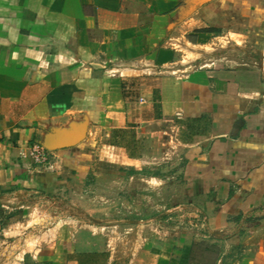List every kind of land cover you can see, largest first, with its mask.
<instances>
[{"label":"crops","instance_id":"0c3cea01","mask_svg":"<svg viewBox=\"0 0 264 264\" xmlns=\"http://www.w3.org/2000/svg\"><path fill=\"white\" fill-rule=\"evenodd\" d=\"M263 29L264 0H0V264H264V62L180 55ZM123 213L177 231L117 254Z\"/></svg>","mask_w":264,"mask_h":264},{"label":"rangeland","instance_id":"374dc122","mask_svg":"<svg viewBox=\"0 0 264 264\" xmlns=\"http://www.w3.org/2000/svg\"><path fill=\"white\" fill-rule=\"evenodd\" d=\"M180 55L184 57L186 60L185 62L197 66L202 65L212 56H229L230 58L236 59L239 64H251L255 59L262 63L264 62V33H260V35H249V32L244 34L241 32L235 33L234 30H224L217 33L216 36L205 45H190L185 47L182 52H180ZM91 190L88 197H81V192H78L76 194L77 198L88 199L90 197L94 202L93 199L96 195V188H92ZM94 215L95 214L92 213V218H90L91 221L94 220ZM132 215V213H123L119 218L113 216L115 220H118L116 223L111 224V222H107V226H104L102 229H95L96 235L102 237L101 243L106 247H110V250H113L114 253L135 254L144 249V244L148 236H167L171 231H177V229L166 228V232L160 234L156 226L151 223L148 224L135 221L136 219H134ZM111 217L112 215L106 216L107 219ZM169 225H172V223H168L167 227H169ZM119 263L130 264L129 261H122Z\"/></svg>","mask_w":264,"mask_h":264},{"label":"built area","instance_id":"2783aa9c","mask_svg":"<svg viewBox=\"0 0 264 264\" xmlns=\"http://www.w3.org/2000/svg\"><path fill=\"white\" fill-rule=\"evenodd\" d=\"M258 60L255 59L253 64H258ZM201 66V65H200ZM31 160L30 162L35 165L36 167L42 168L46 166H50L51 164V153L46 150V148L38 145L33 144L28 151V155Z\"/></svg>","mask_w":264,"mask_h":264}]
</instances>
